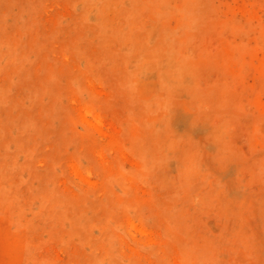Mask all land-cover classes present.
Returning <instances> with one entry per match:
<instances>
[{"label": "rangeland", "instance_id": "1", "mask_svg": "<svg viewBox=\"0 0 264 264\" xmlns=\"http://www.w3.org/2000/svg\"><path fill=\"white\" fill-rule=\"evenodd\" d=\"M0 264H264V0H0Z\"/></svg>", "mask_w": 264, "mask_h": 264}]
</instances>
